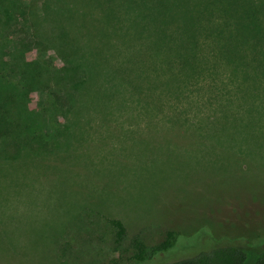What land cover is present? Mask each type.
<instances>
[{"label":"rangeland","instance_id":"rangeland-1","mask_svg":"<svg viewBox=\"0 0 264 264\" xmlns=\"http://www.w3.org/2000/svg\"><path fill=\"white\" fill-rule=\"evenodd\" d=\"M21 2L26 5L28 0H19V7ZM37 6L39 9L40 5ZM21 8L24 13L19 14L13 26L0 30V52H5L4 46H10L14 40L21 46L14 53L19 61L34 64L35 60H45L44 57L61 66L49 47L37 46L30 26L33 18L27 7ZM151 9L155 10L153 6ZM23 15L26 21L21 18ZM159 22L155 13L145 20V24ZM46 27L50 31L52 22L46 23ZM7 34L10 41L5 38ZM132 42L135 44L127 40L120 44L118 51L124 57L121 59L127 66L132 62L145 63V42ZM215 44L211 37L198 40L201 66L214 75L211 74L212 79L204 75L195 80L180 100L170 93L166 79L171 73L165 68L157 78L161 81L152 83L155 90H148L155 99L156 95L161 97L159 91L163 90L161 105L157 101L146 109L139 106L135 96L118 95L112 98L108 112H104L111 121L109 126H101L95 115L80 110L78 122L84 124L76 133L83 136L79 142H84L85 147L75 150L86 155V168L77 170V165L57 162L51 167L54 182L49 180L50 176L40 177L31 172L27 173L28 178H21L20 186H6L0 180V264H156L218 245L264 247V120L257 123L261 125L258 138L256 135L249 141L228 140L226 135L230 131L223 133L220 124H216L219 99L231 100L230 109L238 96H243L247 103L248 92H239L237 86L242 91L244 85L264 86V75L244 80V75L238 74L246 68L244 63L257 64L249 60L250 56L229 63L218 56ZM248 52L252 56L254 50ZM112 61L117 62V58ZM234 66L240 68L233 71ZM28 69L23 67L24 72ZM161 82L164 86L159 87ZM45 94L31 91L27 98L29 108L38 109ZM261 100L259 96L255 103ZM73 115H68V123L76 120ZM170 130L192 134L197 144L192 140L164 142L165 131ZM144 133L145 137L139 140ZM108 169L115 171L108 175ZM86 171L92 177L85 183L87 190H73L76 177ZM100 174L108 189L102 188L101 181L96 179L95 175ZM106 176H110V182ZM82 201L97 206L107 203L103 213L121 219L129 238L141 232L149 253L165 238L168 229L176 231L173 245L164 253L135 261L129 240L117 239L104 216L96 219L95 212L83 208ZM81 205L76 215L81 214L84 219L74 224L75 208ZM242 229L253 231L236 234Z\"/></svg>","mask_w":264,"mask_h":264},{"label":"trees","instance_id":"trees-1","mask_svg":"<svg viewBox=\"0 0 264 264\" xmlns=\"http://www.w3.org/2000/svg\"><path fill=\"white\" fill-rule=\"evenodd\" d=\"M18 2L0 0V30L13 26L19 14L24 13L21 7H27L33 18L30 23L32 38L38 41L39 48L49 47L61 66L44 57L45 60H35L34 64L23 59L19 61L14 53L19 52L21 46L14 40L10 46H4L5 52H0V180H4L6 186H20L23 184L21 178H28V172L40 177L50 176L51 167L57 162L77 165V170L86 168V155L75 150L85 147L84 142H79L83 136L76 133V129L84 124L83 121L78 122L80 110L95 115L101 126H109L111 121L105 113L112 105V98L118 95L135 96L139 106L146 109L157 101L161 105V98L165 96L163 90L159 91L161 97L156 95V99L148 90H155L152 83L161 81L157 78L165 68L171 73L166 84L170 93L179 100L195 80L203 79L204 75L212 79L211 74L214 73L202 67L199 61L202 56L198 45L200 38L215 40L218 56L229 63L240 58L246 60L250 56L249 60L257 65L244 63L246 68L238 73L244 75V80L264 75V0H41L40 4L36 0H28L26 5L21 2V7ZM37 5H40L39 9ZM153 13L158 15L160 22L145 24L146 18ZM214 17L221 20H213ZM21 18L27 20L25 15ZM51 22L53 28L48 31L46 23ZM139 39L145 42L142 47L145 63L132 62L127 66L118 51H121L120 44L125 40L135 44L132 41ZM6 40L10 41L9 38ZM251 48L254 50L252 56L248 52ZM244 51V56H241ZM6 56L9 59L5 60ZM116 58L117 62L112 61ZM23 67L29 69L24 72ZM239 68L234 66L233 71ZM253 68L258 71L251 73ZM158 86H164L163 82ZM243 89L237 86L239 92H248L250 99L247 103L243 96H238L232 109L229 99L220 98L216 104L219 112L216 124H220L223 133L230 131L226 135L228 140L253 139L261 126L257 123L264 120V86L244 85ZM31 91L46 93L42 95L43 101L38 109L28 106L27 98ZM259 96L262 100L257 104L255 101ZM67 114H74L76 120L68 123ZM143 137L145 133L138 139ZM163 140H192L197 144L192 134L171 130L165 131ZM81 163L83 165L79 167ZM98 170L103 172L101 168ZM114 171L108 169V175ZM101 175H95L96 179L101 181L102 188L108 189ZM50 177L49 180L54 182V176ZM109 177L105 178L110 182ZM91 179L86 171L76 177L71 188L87 190L85 183ZM106 204L97 206L82 201L84 207L75 208L74 224L79 223L78 219H84L81 214L76 215L81 207L92 209L96 219L104 216L117 239L129 240L131 258L138 262L172 247L176 231L168 229L165 238L149 253L141 232L129 238L121 219L103 213ZM247 231L253 230L242 229L236 234ZM156 264H264V247L252 249L218 245L194 255Z\"/></svg>","mask_w":264,"mask_h":264}]
</instances>
